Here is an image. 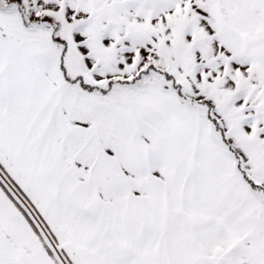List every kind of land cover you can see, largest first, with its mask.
Here are the masks:
<instances>
[{
    "label": "snow or ice",
    "instance_id": "snow-or-ice-1",
    "mask_svg": "<svg viewBox=\"0 0 264 264\" xmlns=\"http://www.w3.org/2000/svg\"><path fill=\"white\" fill-rule=\"evenodd\" d=\"M0 264H264V0H0Z\"/></svg>",
    "mask_w": 264,
    "mask_h": 264
}]
</instances>
